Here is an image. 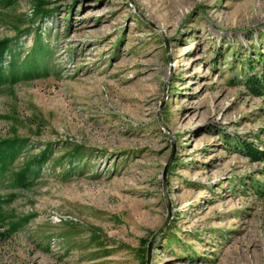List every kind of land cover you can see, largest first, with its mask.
Listing matches in <instances>:
<instances>
[{"label": "rangeland", "instance_id": "374dc122", "mask_svg": "<svg viewBox=\"0 0 264 264\" xmlns=\"http://www.w3.org/2000/svg\"><path fill=\"white\" fill-rule=\"evenodd\" d=\"M38 1L0 6L7 70L50 54L0 85V140L28 142L17 169L51 151L0 179V264H264V162L230 144L264 152V0Z\"/></svg>", "mask_w": 264, "mask_h": 264}, {"label": "trees", "instance_id": "16d2710c", "mask_svg": "<svg viewBox=\"0 0 264 264\" xmlns=\"http://www.w3.org/2000/svg\"><path fill=\"white\" fill-rule=\"evenodd\" d=\"M13 0L7 2H0L2 4L10 5ZM48 4L39 0L35 6V17L39 19L47 18L52 11L46 10ZM7 55L14 56L12 48V40L4 39L0 41V85L6 82L12 85L21 80H32L35 78H42L49 75V71L45 67L44 61L50 57L49 51L46 47L41 45L39 39L35 43L32 54L23 63L17 67L16 60L13 58L9 63V69L5 67V58ZM244 85L250 89L251 92L259 97L264 95V68L261 76H250L244 79ZM238 144L239 150L246 154L254 162H264V152L256 148L253 144L245 140L235 137L230 144ZM28 142L18 138L0 140V179L7 178L15 190H24L32 186L34 177L39 174L42 166L48 161L50 156V147H47L39 155L26 162L22 168L17 169L16 164L21 156L25 154ZM238 148H236L238 150ZM79 154V151L78 153ZM75 155H72L74 158ZM77 156V155H76ZM15 195H11L8 202H12ZM1 218V215H0ZM4 219V217H3ZM29 218H24L18 222H13L8 230V235L17 233L20 228L27 224Z\"/></svg>", "mask_w": 264, "mask_h": 264}, {"label": "water", "instance_id": "95a60500", "mask_svg": "<svg viewBox=\"0 0 264 264\" xmlns=\"http://www.w3.org/2000/svg\"><path fill=\"white\" fill-rule=\"evenodd\" d=\"M165 226H166V223H165V225L160 229V231L157 233V236L163 231V229L165 228Z\"/></svg>", "mask_w": 264, "mask_h": 264}]
</instances>
